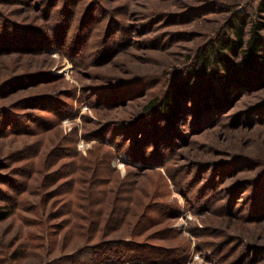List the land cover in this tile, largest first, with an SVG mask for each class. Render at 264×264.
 Returning a JSON list of instances; mask_svg holds the SVG:
<instances>
[{
    "label": "rangeland",
    "instance_id": "374dc122",
    "mask_svg": "<svg viewBox=\"0 0 264 264\" xmlns=\"http://www.w3.org/2000/svg\"><path fill=\"white\" fill-rule=\"evenodd\" d=\"M260 1L0 0V264H95L128 240L180 250L122 264H264V83L184 105L171 135L144 111L232 11L264 36ZM138 125L149 161L126 149Z\"/></svg>",
    "mask_w": 264,
    "mask_h": 264
},
{
    "label": "trees",
    "instance_id": "16d2710c",
    "mask_svg": "<svg viewBox=\"0 0 264 264\" xmlns=\"http://www.w3.org/2000/svg\"><path fill=\"white\" fill-rule=\"evenodd\" d=\"M255 11L256 15L264 11V0L257 4ZM252 20L253 22L248 26L246 14L232 11L216 34L196 49L182 74L170 78L162 92L144 105V111L148 118L153 120L154 115H157L159 119H162L163 122L160 126L164 130V135L166 131L170 135L174 132V122L179 112L185 109L184 105L196 114L215 108L222 109L230 103L228 94L232 88L248 90L264 83V36L259 31L262 24L261 20L256 17ZM12 29L14 31L12 34L18 37V32H16L18 28ZM31 33L41 34L38 36V39L40 38L42 41L41 45L43 46H40L41 48L47 45V40H43L45 36L41 32L31 31ZM1 35L4 36V31ZM26 44L29 43L26 42ZM37 44L39 45V42ZM231 117L236 122L240 113L236 112ZM133 127V132L136 134L139 130L142 131L145 126ZM153 129H155L154 126L150 127L147 135L142 131L145 135L144 138L136 137V140L142 142L143 146V150H138L139 157L134 154L133 147L126 148L131 155L128 154L131 161H136L135 159L149 161V157L146 155L152 148L160 146L161 142L158 140L157 130L153 131L155 135H151ZM147 147H151L148 152ZM11 212V207L0 205V221L7 218ZM177 250H180V247H167L147 241L128 240L106 242L105 245H100L91 252L93 256L96 255L95 264L104 262V258L115 260L107 264H122L125 260L135 259L136 257L133 256L135 253L142 258L149 252H166L168 259L175 260L178 254ZM130 252L133 254H129ZM77 260L80 261V258ZM131 264L141 263L133 262ZM173 264L179 263L174 262Z\"/></svg>",
    "mask_w": 264,
    "mask_h": 264
}]
</instances>
